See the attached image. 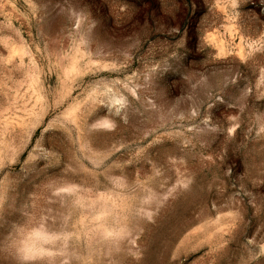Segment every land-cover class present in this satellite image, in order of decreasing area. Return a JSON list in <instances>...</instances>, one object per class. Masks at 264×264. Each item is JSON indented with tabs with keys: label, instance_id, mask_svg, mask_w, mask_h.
I'll return each instance as SVG.
<instances>
[{
	"label": "rangeland",
	"instance_id": "rangeland-1",
	"mask_svg": "<svg viewBox=\"0 0 264 264\" xmlns=\"http://www.w3.org/2000/svg\"><path fill=\"white\" fill-rule=\"evenodd\" d=\"M0 264H264V0H0Z\"/></svg>",
	"mask_w": 264,
	"mask_h": 264
},
{
	"label": "snow or ice",
	"instance_id": "snow-or-ice-1",
	"mask_svg": "<svg viewBox=\"0 0 264 264\" xmlns=\"http://www.w3.org/2000/svg\"><path fill=\"white\" fill-rule=\"evenodd\" d=\"M98 126H103V127L109 128V127H111V124L108 122H104L102 125H98Z\"/></svg>",
	"mask_w": 264,
	"mask_h": 264
},
{
	"label": "clouds",
	"instance_id": "clouds-1",
	"mask_svg": "<svg viewBox=\"0 0 264 264\" xmlns=\"http://www.w3.org/2000/svg\"><path fill=\"white\" fill-rule=\"evenodd\" d=\"M145 215H147L148 218H151V213L150 212H146Z\"/></svg>",
	"mask_w": 264,
	"mask_h": 264
}]
</instances>
